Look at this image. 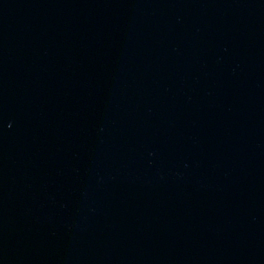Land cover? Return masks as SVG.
<instances>
[{"label": "water", "instance_id": "1", "mask_svg": "<svg viewBox=\"0 0 264 264\" xmlns=\"http://www.w3.org/2000/svg\"><path fill=\"white\" fill-rule=\"evenodd\" d=\"M0 264H264V0H0Z\"/></svg>", "mask_w": 264, "mask_h": 264}]
</instances>
